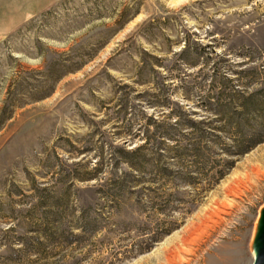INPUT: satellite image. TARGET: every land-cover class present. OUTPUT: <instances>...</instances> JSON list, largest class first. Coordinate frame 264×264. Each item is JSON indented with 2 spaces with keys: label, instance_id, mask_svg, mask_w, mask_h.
Segmentation results:
<instances>
[{
  "label": "rangeland",
  "instance_id": "obj_1",
  "mask_svg": "<svg viewBox=\"0 0 264 264\" xmlns=\"http://www.w3.org/2000/svg\"><path fill=\"white\" fill-rule=\"evenodd\" d=\"M263 206L264 0H58L0 39V264H253Z\"/></svg>",
  "mask_w": 264,
  "mask_h": 264
},
{
  "label": "crops",
  "instance_id": "obj_2",
  "mask_svg": "<svg viewBox=\"0 0 264 264\" xmlns=\"http://www.w3.org/2000/svg\"><path fill=\"white\" fill-rule=\"evenodd\" d=\"M7 1L8 0H0V5H4ZM57 1L58 0L11 1L12 6L10 5V8H6V10L2 9L0 12V23L8 28L7 32H0V39L5 38L20 29L30 17L48 11V9H50Z\"/></svg>",
  "mask_w": 264,
  "mask_h": 264
},
{
  "label": "water",
  "instance_id": "obj_3",
  "mask_svg": "<svg viewBox=\"0 0 264 264\" xmlns=\"http://www.w3.org/2000/svg\"><path fill=\"white\" fill-rule=\"evenodd\" d=\"M250 248L253 264H264V206L259 211Z\"/></svg>",
  "mask_w": 264,
  "mask_h": 264
},
{
  "label": "trees",
  "instance_id": "obj_4",
  "mask_svg": "<svg viewBox=\"0 0 264 264\" xmlns=\"http://www.w3.org/2000/svg\"><path fill=\"white\" fill-rule=\"evenodd\" d=\"M248 149H249V148H246L245 150H243V153L247 152Z\"/></svg>",
  "mask_w": 264,
  "mask_h": 264
}]
</instances>
